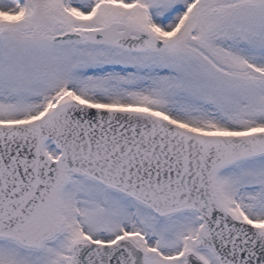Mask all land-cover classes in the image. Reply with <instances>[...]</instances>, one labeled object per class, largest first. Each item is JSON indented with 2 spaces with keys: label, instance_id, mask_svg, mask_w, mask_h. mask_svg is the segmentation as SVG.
<instances>
[{
  "label": "snow or ice",
  "instance_id": "6c2138e0",
  "mask_svg": "<svg viewBox=\"0 0 264 264\" xmlns=\"http://www.w3.org/2000/svg\"><path fill=\"white\" fill-rule=\"evenodd\" d=\"M0 264H264V0H0Z\"/></svg>",
  "mask_w": 264,
  "mask_h": 264
}]
</instances>
